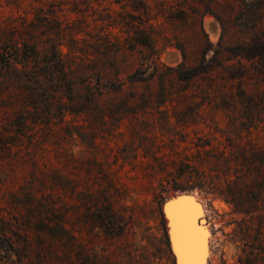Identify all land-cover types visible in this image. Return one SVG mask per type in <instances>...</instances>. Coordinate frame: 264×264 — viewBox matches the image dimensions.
I'll use <instances>...</instances> for the list:
<instances>
[{"label":"rangeland","instance_id":"obj_1","mask_svg":"<svg viewBox=\"0 0 264 264\" xmlns=\"http://www.w3.org/2000/svg\"><path fill=\"white\" fill-rule=\"evenodd\" d=\"M244 1L0 0V55L15 59L0 63V239L15 248L0 240V264H144L122 257L164 235L166 163L203 173L177 183L197 187L208 264H264V0ZM109 205L143 225L97 238L89 214ZM170 226L177 264L200 260Z\"/></svg>","mask_w":264,"mask_h":264},{"label":"trees","instance_id":"obj_2","mask_svg":"<svg viewBox=\"0 0 264 264\" xmlns=\"http://www.w3.org/2000/svg\"><path fill=\"white\" fill-rule=\"evenodd\" d=\"M242 2L245 4L244 0H242ZM14 60L15 59L9 56L6 57L5 55H0V63L4 67L10 66ZM61 72L64 73L62 68H61ZM198 74L199 73L196 69H192V70L185 71V72L180 71V78L182 80H188V79L196 77ZM141 80L142 79H134L133 82H140ZM199 142H201V144H204L203 145L204 147L209 145V143L207 142L202 143L201 140H199ZM205 154L207 155V153ZM183 159L184 161H188L189 159H192V157L185 156ZM167 166L168 165L166 163L164 166L166 168L162 170V174H163L162 179H165V180L168 179L170 181L167 183L168 186L163 187L165 190L164 192L168 193V195L174 194V193H180V192H191V191H194L195 188H197L189 184L187 185L178 184L177 180H179L180 178L194 179L196 177L197 180H202L203 178V173L199 170L196 171V169L191 167L189 163L188 164L182 163L179 168H177L176 170L172 172L167 170ZM89 215H90V218L92 219L91 224H93L94 228L100 230L99 232L96 233V237L99 239L103 238L107 242L122 240L129 233V230L131 231L133 226H136L137 224H138V227L140 225H143L142 222L135 223V221H133L132 218L126 219L125 217L117 214L113 210V207L111 205L106 206L104 208H99V207L95 208V210L91 212ZM157 215L159 217L158 218L159 225L162 231L164 232V235L157 240L154 238L153 239L154 241L152 242L149 241L148 246H141L139 248L137 247L136 249H134L133 252L130 249L128 251H125V253H123L122 259H124L126 262H130V261L137 262L138 261L140 263L142 259L144 261V264H154L153 260L155 258L157 259L158 256L166 257L169 254H171L168 241H167V237H166V223L162 216L161 207L159 208ZM40 218H42V215L40 216ZM44 218H45L43 222L45 226L44 231L47 230L48 232H50L51 230H54V232H58L54 234L57 236V238H59V240L62 241V243H66L68 245H74V244L80 245L79 251L76 250L75 255L81 256V254L85 252V246L82 244H78L76 242L77 237L74 235L75 233H72V230L66 227V224L63 221L65 219H63L62 221H58L56 223L55 228H51V225H50L51 222L48 221L49 219H47V215ZM150 221H152V219H149V218L146 219L147 231H151L153 229L152 226L149 225ZM93 230L95 231V229ZM79 234L81 235L80 231H79ZM7 239L10 240L9 238ZM3 242L4 243L6 242L10 248V249H5V251L9 250V252H11L12 250H15L12 243L6 240H4ZM26 242L28 243V241ZM2 248H0V253L3 250ZM101 251L106 252L105 247H102ZM150 251L151 253L149 254ZM94 257H96V260H92L91 257L88 256V259L84 260V264H97V262H95L98 260L97 253L94 255ZM108 264H111V262H108Z\"/></svg>","mask_w":264,"mask_h":264},{"label":"water","instance_id":"obj_3","mask_svg":"<svg viewBox=\"0 0 264 264\" xmlns=\"http://www.w3.org/2000/svg\"><path fill=\"white\" fill-rule=\"evenodd\" d=\"M198 200L199 198L196 195L192 194L191 192H180V193L171 194L162 205L161 211H162V216L166 223L167 241L170 251L173 255L175 264H177V259L171 243L170 227H169L170 218L171 217L173 218L175 214H178L177 213L178 210H181V213H183L181 215L187 217L189 220V222L186 221L185 227L189 230L192 238L195 240V246H196L200 238L201 239L203 238V235L199 230L201 228L202 219H200L199 218L200 215L196 213L198 211L196 208L199 206ZM166 204H170L167 210L165 209ZM169 208H171L173 212L171 211L169 212L170 210ZM200 264H203V261H201Z\"/></svg>","mask_w":264,"mask_h":264},{"label":"bare ground","instance_id":"obj_4","mask_svg":"<svg viewBox=\"0 0 264 264\" xmlns=\"http://www.w3.org/2000/svg\"><path fill=\"white\" fill-rule=\"evenodd\" d=\"M209 23H212L213 25V30L212 28L209 29V26L208 24ZM207 28L212 32V33H215L217 31V26L214 22H208L207 23ZM198 203H199V206L196 208L198 211L196 213H198L200 216L199 218L202 219V224H201V227L204 228L205 232L203 230H201V228L199 230H201V233L203 235V238L199 240V242L197 243V245L195 246V240L192 238L189 230L185 227V223L186 221L189 222L188 218L185 217V216H182L181 214V210H178V214H175L174 217L170 218V221H169V227H170V236H171V243L174 239L175 241V231L172 232L171 230V227L170 224H172L174 221L176 222V219H179L180 220V227L183 228V230L187 233V235L189 236L190 240H191V244H192V247L194 246V251L197 250V252L199 253L200 252V248H202V253H201V259L200 260H197V258L195 259L193 257V259H190L189 260V264H200L201 261H203V264H208L209 263V260L211 259L212 257V253H211V249H210V244L212 242V238H211V231L208 227V223L206 222V217H205V210H204V206L202 204V201L201 199L198 200ZM170 206V204H166L165 206V209L167 210V208ZM169 212H173V210H171V208H169ZM173 209V208H172ZM167 212V211H166ZM173 229V228H172ZM205 240V241H204ZM203 246V247H202ZM173 248V247H172ZM195 253V252H194ZM205 253V254H204ZM196 254V253H195ZM176 259H177V256H176ZM195 259V260H194Z\"/></svg>","mask_w":264,"mask_h":264}]
</instances>
